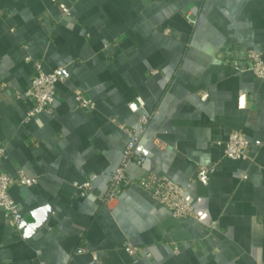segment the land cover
Segmentation results:
<instances>
[{
    "label": "crops",
    "instance_id": "obj_1",
    "mask_svg": "<svg viewBox=\"0 0 264 264\" xmlns=\"http://www.w3.org/2000/svg\"><path fill=\"white\" fill-rule=\"evenodd\" d=\"M59 1L67 16L51 0H0V168L35 179L8 188L24 222L10 228L0 209V264H264V79L240 58H264V0ZM36 62L64 65L65 79L51 113L25 121L33 101L15 93ZM75 89L92 109L76 107ZM137 98L146 160L126 172L185 186L194 216L172 217L134 184L98 200L126 143L120 125L143 112L128 108ZM235 130L248 159L222 156ZM215 161L206 184L191 182ZM91 173L93 192L78 196L73 183Z\"/></svg>",
    "mask_w": 264,
    "mask_h": 264
},
{
    "label": "built area",
    "instance_id": "obj_2",
    "mask_svg": "<svg viewBox=\"0 0 264 264\" xmlns=\"http://www.w3.org/2000/svg\"><path fill=\"white\" fill-rule=\"evenodd\" d=\"M56 3L57 9L61 16L69 14L68 6L59 0H51ZM167 31V30H166ZM247 64L249 70L256 78L264 79V58L254 50L244 49L241 57ZM152 70L151 73H154ZM65 79V66H56L49 72L42 70L40 63L34 64V73L24 92H16V98L24 96L33 101V106L26 111L24 120L38 116L41 113H51V105L55 94L57 83ZM76 107L89 108L94 107L92 100L83 96L82 91L75 89L73 91ZM199 98L205 100L207 92H199ZM128 108L132 112L140 109L143 110V102L140 98L128 103ZM149 114L144 110L139 114L133 126L121 124V128L126 134V143L121 151L118 164L109 174L103 193L98 196L100 203L108 205L115 200L126 188L131 185H137L141 189L150 193L163 207L169 210L174 218H185L194 216L195 212L185 196V186H181L169 180L165 176L152 172H147L138 179H132L128 176L126 170L129 164L141 165L145 162L146 156L137 151L136 147L140 136L145 132L149 120ZM249 142L245 134L240 130L232 131L228 134L227 140L223 145L222 156L233 160L248 159ZM3 157V148H0V159ZM217 161L208 165L199 164L191 182L197 181L206 184L210 174L215 170ZM97 174H88L82 181L74 182L78 196H85L93 192L94 182ZM12 184L31 186L35 184V179L28 177L22 170H17L15 174H9L0 168V209L3 210L7 225L10 228L17 229L23 222L24 216L20 212L16 202L9 196L8 188ZM123 249L130 255L138 252V248L131 244H125ZM85 249H79L78 252H84ZM176 252V250H174ZM93 258L95 252H90ZM38 264H46L38 262Z\"/></svg>",
    "mask_w": 264,
    "mask_h": 264
}]
</instances>
